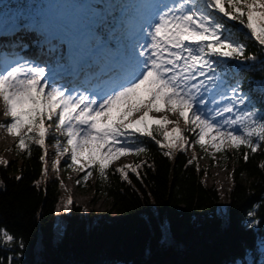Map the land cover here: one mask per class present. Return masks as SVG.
<instances>
[{"label":"snow or ice","instance_id":"obj_1","mask_svg":"<svg viewBox=\"0 0 264 264\" xmlns=\"http://www.w3.org/2000/svg\"><path fill=\"white\" fill-rule=\"evenodd\" d=\"M130 10L138 16L135 24L126 18ZM108 15L111 19L102 17L96 26L120 34L121 47L112 54L109 69L115 75L107 88L91 94L58 86L45 66L14 53L0 40V100L2 115L10 117L0 127L19 137L18 149L30 154L35 144L44 150L45 160L52 127L46 121H55L67 137V147L58 155H70L73 171L90 169L84 182L92 169L107 179L115 161L146 152L142 137L167 149L165 156L183 151L187 138L181 120L196 133L195 142L205 152L212 148L222 153L226 147L258 151L264 144V109L252 106L251 97L239 95V85L229 84L226 77L228 61L256 59L245 55L247 45L229 22H238L247 39L264 47V0H137L109 5ZM93 40L101 43L99 36ZM103 47L107 50L106 43ZM151 113L165 115L155 118ZM168 114L177 119L170 120ZM170 124L174 127L168 130ZM56 146L60 148L59 140ZM243 158L247 161L249 153ZM142 166L115 171L128 180L129 171L139 176ZM71 205L69 197L64 209ZM14 239L0 229L4 243Z\"/></svg>","mask_w":264,"mask_h":264},{"label":"trees","instance_id":"obj_2","mask_svg":"<svg viewBox=\"0 0 264 264\" xmlns=\"http://www.w3.org/2000/svg\"><path fill=\"white\" fill-rule=\"evenodd\" d=\"M72 1L79 5L84 0ZM98 1L97 21L111 19V4L137 2ZM51 2L55 4V0H0V26L25 22L43 28L51 20L43 21ZM132 12L126 18L135 24ZM64 21L75 33L76 23ZM91 23L97 29L96 23ZM229 27L246 43L245 55L256 59L228 61L226 79L239 85V95L251 97L252 106L264 109V47L247 39L238 22H229ZM102 29L100 39L111 37L113 45L120 48V34ZM140 139L147 151L130 164H143L139 176L129 171V179L124 180L115 171L119 167L112 164L107 179H101L92 169L94 188L111 199L118 213L115 219L72 198V205L64 209L70 196L62 191L59 180L45 173V167H56L59 160L57 170L63 166L71 169V159L69 154L58 155L65 145L61 138H53L50 130L45 160H41L44 150L35 144L30 145V154L19 149L15 159L0 154V229L15 238L7 244L0 240V264H264V152L253 154L244 147L225 150L237 167L225 211L217 215L219 190L203 183V168L186 149L165 156L167 149L150 138ZM245 152L249 153L247 161ZM81 186L85 188V184ZM201 212L212 216L195 221Z\"/></svg>","mask_w":264,"mask_h":264},{"label":"rangeland","instance_id":"obj_3","mask_svg":"<svg viewBox=\"0 0 264 264\" xmlns=\"http://www.w3.org/2000/svg\"><path fill=\"white\" fill-rule=\"evenodd\" d=\"M49 7L52 8V11L54 12L53 14L50 13ZM100 4L98 0H84L81 2L79 5L75 4L72 0H57L55 1V4L52 2L48 5L46 10L44 11V16H43V21L44 22H49V19H51V15L54 17H58L60 19L66 18L69 21H74L76 23H88L90 20H93L94 22L97 21L96 17L100 14ZM43 14V13H41ZM84 24V27H85ZM89 26L88 33L93 34L94 36H102L103 29L102 30H97L94 32L92 31V27ZM38 26V25H37ZM25 27V26H24ZM22 26V28L24 29ZM25 31H36L37 32V38L39 42V46L41 43V38L43 40V35L40 33L38 34V31L35 30L34 25L26 26ZM39 28V27H38ZM41 36V38L39 37ZM57 36H62V33H58ZM18 37V36H17ZM93 37V36H91ZM4 37L0 35V39L3 40ZM16 39V38H15ZM110 39V37H108ZM6 40V39H5ZM4 40V41H5ZM14 37L8 38L5 42L10 43L9 47L14 53H18L20 56H24L27 59H34L35 57H41L34 59L37 63H40L41 66H45L49 71L50 75L54 74V68L58 66L59 63L62 67L65 65L60 62V60L56 61L55 60H50L48 57V53H42L40 50L45 49L46 52L48 50H52L56 48L58 50V46L62 47L65 53H68V51H73L72 47L70 46L69 40L66 42L64 40H61V43L58 45L56 43L54 44H49L46 47H38V48H33L29 50V52L26 51L28 49L26 46H23V53L18 52L16 49V42H13ZM18 40V39H16ZM4 42V44H5ZM87 40L83 41V45L87 52L93 51V46L91 45H86ZM107 44V50L104 53V57L99 59V62L107 63L110 62L112 63V54H115L118 51V48L116 46L109 45L108 42H104ZM121 45V44H120ZM32 48V47H31ZM60 51V50H58ZM44 58V59H42ZM39 59H42L43 62L38 61ZM71 61V60H70ZM73 61V60H72ZM95 62V61H94ZM71 63V62H70ZM101 65V63H100ZM112 66V65H111ZM111 66L108 68L110 69ZM104 72V70H100V68H89L88 70L85 71V77H83V81L86 82V85H91L94 84L96 86L97 84H100V80L104 79L106 77H109L110 73H113V71H110V73H105L101 74ZM56 78H61L60 75H56ZM5 111V109H4ZM151 115L156 116V117H162L165 115V113H151ZM169 115L170 120H175L177 117L172 116L171 114ZM229 114H225L227 116ZM3 119L0 122V124H6L7 122L10 121V117L2 116ZM48 123L46 122V125ZM52 127L49 129L50 133L53 138H61V141H63V145L67 147V137L63 136L60 132L55 127V121H51ZM168 129H172L174 125H167ZM180 127L183 132H185V137L187 138V144H186V151L187 154L192 157V159L195 160V163L199 164L204 171V176L202 177L203 183L206 185H214L218 188L221 200L218 204L217 208V215H223L225 211V204L228 201V195L227 192L230 189V184L232 182V179L234 177V168L237 167V162L235 159L231 156L226 155V151L222 153H217L214 149L208 148L207 152H205L204 149H202L199 144H197L195 141L197 139L196 133L192 132L189 130V127L184 124L183 120L180 121ZM5 136V140L0 142V154L4 156L5 158L8 159H15L18 157V141L19 137L9 134L7 132L6 127H0V133ZM198 132V130H197ZM7 136L9 138H7ZM46 146V144H45ZM231 150L230 148L226 147V150ZM257 152H264V144L261 145V147L258 149ZM141 155V154H140ZM136 155H128L121 157L118 161H115L113 165L116 167H122L125 165H130L132 163V160L135 158ZM56 167H54L51 164H46L47 167V172L49 175L52 177L56 178L59 180L61 189L64 193L68 194L72 199H74L76 202L82 204L85 207H92L95 211H99L102 214L106 215L110 219H115L118 217V213L113 210L112 208V203L111 199L107 197L105 194H103L101 191H96L94 188V183H95V175L92 174L87 180V182H84L83 177L87 174L88 169L85 167V170L81 172L79 171H73L72 169H67L66 167H61L59 170H57V165L55 164ZM80 181L78 184L77 181ZM85 184V188H82L81 184ZM73 190V191H72ZM212 216L211 213L209 212H201L198 215L195 216L194 220L195 221H205L209 219ZM264 246V244H263ZM262 247V245H261Z\"/></svg>","mask_w":264,"mask_h":264},{"label":"bare ground","instance_id":"obj_4","mask_svg":"<svg viewBox=\"0 0 264 264\" xmlns=\"http://www.w3.org/2000/svg\"><path fill=\"white\" fill-rule=\"evenodd\" d=\"M26 28H22V29H14L12 32L7 33L4 38H3V42H5L8 38H12L14 37L13 42L17 41L15 46L18 52L23 53L22 55H24L25 52H23V46H26L28 49H26L27 52H29V50L34 49V48H38L39 47V42H38V38H37V32L36 31H25ZM18 36V37H17ZM18 40H16V39ZM6 39V40H5ZM5 40V41H4ZM10 43L5 42V46H9ZM34 46V48H33ZM32 47V48H31ZM60 50V51H58ZM58 50L56 48L52 49V50H48V52H46L45 49L40 50V52L42 53H48V57L50 60H55V58L57 59L56 61L60 60V62L67 63L69 62V54L65 53V50L58 46ZM61 64V63H59ZM4 104L3 101L0 100V122L2 121L1 119H3V115L2 113L4 112ZM3 132L0 133V142H2L3 140H5V136L2 135ZM7 138H9L7 136ZM73 191V190H72Z\"/></svg>","mask_w":264,"mask_h":264}]
</instances>
